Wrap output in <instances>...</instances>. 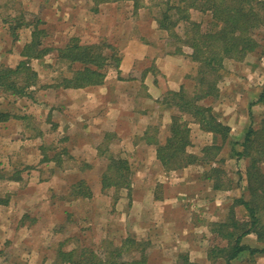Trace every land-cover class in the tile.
<instances>
[{
    "label": "rangeland",
    "instance_id": "374dc122",
    "mask_svg": "<svg viewBox=\"0 0 264 264\" xmlns=\"http://www.w3.org/2000/svg\"><path fill=\"white\" fill-rule=\"evenodd\" d=\"M66 1L62 7V0H0V69L18 63L22 43L31 39L35 29L41 31L37 37L49 48L41 58L30 60L38 79L37 85L28 89V97L0 89V112L14 116L17 122L0 130V136L11 139L8 143L0 139V264H70L63 262L60 254L69 250L75 251L71 264H77L82 250L88 256H105L130 239L146 248L149 264H182L186 259L187 264H225L223 259L207 256L212 246L225 245L211 231V223L227 220L232 210L237 219L248 220L244 208L234 202L247 197L244 175L248 160L235 152L241 149L247 128L256 127L263 112L257 99L264 88V27L255 32L259 43L255 51L241 61L224 60L217 83L220 97L211 99L213 111L230 128L229 139L221 144L219 137L201 131L196 126L199 124L189 119L188 152L201 155L204 146L214 143L221 149L214 160L165 172L154 160L152 150L128 142L120 145L116 137L110 146L99 148L97 156L85 154L90 160L85 161L62 134L64 97L59 84L77 66L61 60L57 49L72 38L81 44H98L109 54L113 66L110 55L119 58L134 33L146 31L154 40L168 42L166 31L151 30V23L156 24L152 0H143L150 7L137 11L128 0L102 5L88 0ZM191 16L203 28L211 21L208 13L193 11ZM173 49L168 45L163 51ZM196 69L197 64L188 77L191 82L185 81L189 90H193ZM169 114L178 113L173 108ZM151 122L153 139L161 138L162 132L165 135V130H159V120ZM38 132L37 143L28 140ZM11 150L18 156L7 166L1 155ZM110 157L128 160V189L101 188ZM44 158L47 161L42 162ZM37 168L39 172L31 175ZM261 169L264 172V163ZM15 175L20 179H14ZM80 180L85 184L80 190L86 188L90 198L76 196L78 190L73 187ZM214 183L219 188L212 187ZM189 200L195 207H184ZM243 243L253 248L264 246L253 234L244 237ZM137 256L134 251L122 257ZM233 264H264V252L245 251Z\"/></svg>",
    "mask_w": 264,
    "mask_h": 264
},
{
    "label": "trees",
    "instance_id": "16d2710c",
    "mask_svg": "<svg viewBox=\"0 0 264 264\" xmlns=\"http://www.w3.org/2000/svg\"><path fill=\"white\" fill-rule=\"evenodd\" d=\"M94 5L114 3L124 0H88ZM131 1L133 9L149 8L143 0ZM151 6L156 9L155 18L158 29L169 35L167 44L174 49L171 54H184L197 64L193 76V90L182 86L178 91H168L167 106L176 109L177 115L170 116L167 127L168 134L164 143L156 145V158L165 170H177L190 164L207 162L215 159L221 149L215 143L206 145L200 154L187 151L191 144L189 119L199 124L200 130L209 132L213 137H219L221 144L229 139L230 128L219 120L213 111L212 102L219 96L217 83L223 69L225 59L241 61L248 53L255 51L259 43L255 32L264 27V0H152ZM193 11L208 13L211 21L206 28L202 23L192 19ZM155 14V13H154ZM40 30L31 33V39L24 43L20 52L21 59L14 67L5 66L0 69V89L12 95L28 97V89L37 85V73L30 66L31 59H39L48 53L41 40L37 37ZM184 51V52H183ZM186 51V52H185ZM61 60L75 65L77 68L68 78H63L59 86L63 88H84L102 84L105 70L111 66L109 54L98 44H81L72 38L64 47L57 49ZM113 66L118 67L120 58L110 55ZM113 57V58H112ZM263 106L261 119L256 127L247 128L241 149L235 155L248 160L245 168L247 197L235 199L247 212L248 220H239L233 215V210L227 220L211 223V231L216 233L225 245H214L208 252V258L223 259L225 264H233L240 254L248 251L251 254L264 252L262 248H253L243 243V238L253 234L256 240L264 243V88L257 99ZM15 119L6 112H0V121ZM13 123L15 120L12 121ZM234 146L237 143L231 142ZM213 151V152H212ZM47 161L46 158L41 160ZM107 171L101 178L102 189L108 187L129 188L130 167L125 158H109ZM112 172L113 175L110 173ZM209 179V175H207ZM14 179H20L15 175ZM83 180L73 188L78 190L77 197L90 198L92 195L86 189L80 190ZM85 185V184H84ZM213 187L219 188L215 183ZM80 190V191H79ZM87 190V191H86ZM226 220V221H225ZM128 246H132L127 248ZM145 247L137 240H125L120 247L109 250L107 255L97 253L88 256L84 250L80 252L77 264H149ZM138 253L137 257L124 259L128 252ZM63 262L73 263L75 251L60 252ZM186 259V257H184ZM187 259L182 264H187Z\"/></svg>",
    "mask_w": 264,
    "mask_h": 264
},
{
    "label": "crops",
    "instance_id": "0c3cea01",
    "mask_svg": "<svg viewBox=\"0 0 264 264\" xmlns=\"http://www.w3.org/2000/svg\"><path fill=\"white\" fill-rule=\"evenodd\" d=\"M62 1H64L62 2V7H64L67 1ZM42 2L44 3V1ZM74 9L72 12L74 11L73 15L75 16ZM137 29V26L134 25V30L137 31ZM151 30L152 32L155 30L163 32L158 29L157 24L153 25L152 23ZM132 36L134 37L121 50L118 67L109 66L106 68L102 84L84 88L62 87V97H64L62 100L63 139L85 161H90L85 159V154L90 153L94 157L97 156L99 148L104 145L110 146L113 143L112 138L115 137L117 138H115L116 142H119L120 145H127L125 142H128L131 145H139L152 150L154 160L158 161L156 145L153 143L155 139L149 133L151 120H159L157 124L159 130L166 131L165 135L162 132L163 136L155 140V142L164 143L170 123L169 113L172 112L170 109L172 107L167 106L165 99L168 95L167 92H176L182 86L187 88L185 81L191 82L188 77L194 74L196 63L185 53L171 54L163 51L168 46L167 42L154 40L153 37L148 36L146 31L134 33ZM24 43L22 44L24 45ZM14 54L17 57L16 52ZM16 59L17 63L18 57ZM161 120L164 124L160 123ZM12 121V117L7 121H0V130H7L13 123ZM188 126L190 127V125ZM40 136L41 133L38 132L36 136H28V140L37 143ZM121 138L122 141H120ZM0 139H2L1 142L3 140H6L7 143L11 141L4 135L0 136ZM26 140L27 138L23 139L24 142L29 143ZM18 145L19 142L16 141L15 147ZM17 153L11 150L5 152L6 157L1 155L3 161L6 160L7 166H10L15 160L18 156ZM159 166H161L160 163ZM34 171L39 172V168L32 169L31 175ZM164 171L166 172L165 169ZM20 174L22 176V173ZM47 177L49 178V176ZM190 201L184 203L185 208L194 206V202ZM181 204L183 207V203Z\"/></svg>",
    "mask_w": 264,
    "mask_h": 264
}]
</instances>
